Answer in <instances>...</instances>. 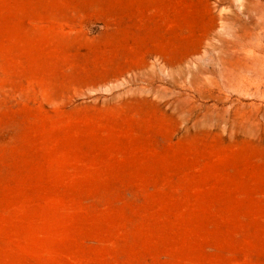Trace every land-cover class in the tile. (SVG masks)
Wrapping results in <instances>:
<instances>
[{
	"label": "rangeland",
	"instance_id": "374dc122",
	"mask_svg": "<svg viewBox=\"0 0 264 264\" xmlns=\"http://www.w3.org/2000/svg\"><path fill=\"white\" fill-rule=\"evenodd\" d=\"M263 59L264 0H0V264H264Z\"/></svg>",
	"mask_w": 264,
	"mask_h": 264
},
{
	"label": "bare ground",
	"instance_id": "6f19581e",
	"mask_svg": "<svg viewBox=\"0 0 264 264\" xmlns=\"http://www.w3.org/2000/svg\"><path fill=\"white\" fill-rule=\"evenodd\" d=\"M259 46V45H258ZM254 52H256V49H254ZM256 54H257V52H256ZM254 62H255V60H254ZM250 64H253V62H251ZM255 64V63H254ZM258 65V64H257ZM254 66V65H253ZM249 68V70L251 69L250 68V65L248 66ZM255 67V66H254ZM256 68V67H255ZM259 70V73L257 74V75H255L256 77L258 76V78H260V79H264V59H263V61L261 62V65H260V69H258ZM255 72H257V71H255ZM251 73H254V70L252 69L251 70ZM251 73H249V74H251ZM256 77H253L251 80L253 81L254 79H257Z\"/></svg>",
	"mask_w": 264,
	"mask_h": 264
}]
</instances>
